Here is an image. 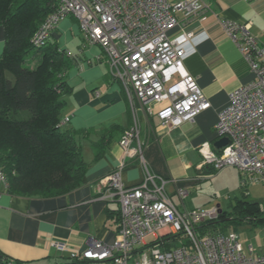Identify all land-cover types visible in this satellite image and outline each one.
<instances>
[{
	"label": "built area",
	"instance_id": "obj_1",
	"mask_svg": "<svg viewBox=\"0 0 264 264\" xmlns=\"http://www.w3.org/2000/svg\"><path fill=\"white\" fill-rule=\"evenodd\" d=\"M32 37L46 44L59 23L74 16L85 39L99 44L111 72L125 86L131 101L139 100L149 114H157L171 129L190 122L211 106L195 76L185 68V59L200 42L199 34L169 31L178 25V12L190 19L206 21L213 9L205 0H58ZM225 34L234 40L249 64L254 78L233 90L229 104L215 125L219 138L229 143L219 151L205 142L199 148L202 165L219 170L237 166L251 179L264 175V46L248 24L220 20ZM154 104L160 105L155 109ZM69 118L63 119L66 124ZM135 116L119 141L123 151L119 166L97 182L99 197L118 204L116 239L106 243L91 239L82 249L65 242L50 244L67 252L68 264H264V254L253 245L245 247L236 230L223 231L210 225L223 221L218 206L180 209L169 197L167 180L153 173L144 156V142ZM131 160L145 167L143 180L125 184L122 170ZM8 185L0 167V189ZM179 196L189 195L179 188ZM155 241L149 242L148 237ZM13 264V258H6Z\"/></svg>",
	"mask_w": 264,
	"mask_h": 264
},
{
	"label": "crops",
	"instance_id": "obj_2",
	"mask_svg": "<svg viewBox=\"0 0 264 264\" xmlns=\"http://www.w3.org/2000/svg\"><path fill=\"white\" fill-rule=\"evenodd\" d=\"M205 1L215 15L210 13L203 22L189 20L183 12H178L179 23L169 35L201 32L200 42L184 64L196 77L211 106L196 114L192 121L173 129L157 114L149 115L139 100L131 101L124 84L113 76L102 47L85 39L74 16L59 23L52 38L75 57L67 74L70 89L63 93L62 119L69 118L65 127L76 132L87 169L80 187L54 197L16 195L9 191L8 185L1 186L0 252L8 258L33 264L55 254L69 257L67 252L52 247L51 240L63 241L71 249H82L91 239L114 242L118 204L99 197L97 182L119 166L123 156L119 141L135 116L144 142L146 164L153 173L167 180L171 200L174 202L173 197H178L180 204L174 203L182 210L204 205L190 207L185 204L193 186L201 185L208 174L218 171L211 165H202L199 148L209 142L219 151L220 148L214 146L220 139L215 129L219 113L229 104V94L254 78L239 46L225 34L220 20L248 24L251 33L264 46V0ZM4 49L5 29L0 24V55ZM154 107L158 109L160 105L154 104ZM121 173L125 184L132 186L143 180L145 167L140 161L131 160ZM248 180L264 181V175H255L253 179L248 175ZM248 180H242V196L235 208L238 211L250 207L246 220L254 223V229H261L260 236L264 240V209L249 203L255 199L248 193ZM179 188H187L189 195L182 199L177 191ZM217 206L225 217L231 216L220 204ZM239 237L243 243L240 234ZM254 248L256 253L264 254Z\"/></svg>",
	"mask_w": 264,
	"mask_h": 264
},
{
	"label": "trees",
	"instance_id": "obj_3",
	"mask_svg": "<svg viewBox=\"0 0 264 264\" xmlns=\"http://www.w3.org/2000/svg\"><path fill=\"white\" fill-rule=\"evenodd\" d=\"M58 3L0 0V24L5 29L0 55V167L9 191L16 195L65 194L83 184L87 169L76 132L62 124L63 93L70 89L67 74L75 57L58 45L53 33L44 45L32 42ZM6 258L0 252V264H8ZM14 260L13 264H25Z\"/></svg>",
	"mask_w": 264,
	"mask_h": 264
},
{
	"label": "rangeland",
	"instance_id": "obj_4",
	"mask_svg": "<svg viewBox=\"0 0 264 264\" xmlns=\"http://www.w3.org/2000/svg\"><path fill=\"white\" fill-rule=\"evenodd\" d=\"M243 179L248 180L246 173L240 171L237 166L227 165L219 169L216 173L208 174L201 185L193 186L194 190L186 198L185 204L190 207L203 204V206L210 207L220 204L224 211L231 213V216H234L236 219L217 222L210 226L213 229H222L223 231L236 230L241 235L245 247L252 244L258 248L259 253H264V240L260 236L261 229L259 227L254 229V223L246 220L250 207H246V209L242 208L241 210L238 209V211L235 208L238 198L242 196L241 186ZM248 182L247 188L250 197L255 199V202L258 201L256 204L257 207L264 209V181L250 182L248 180ZM173 200L177 205L180 204L178 197L174 196ZM148 241H155L154 236L148 237ZM71 260L72 258L67 256L55 254L39 262L34 261L33 264H58L67 263Z\"/></svg>",
	"mask_w": 264,
	"mask_h": 264
},
{
	"label": "water",
	"instance_id": "obj_5",
	"mask_svg": "<svg viewBox=\"0 0 264 264\" xmlns=\"http://www.w3.org/2000/svg\"><path fill=\"white\" fill-rule=\"evenodd\" d=\"M228 143H229L228 137H222L214 144V146H216L217 148H221V147L225 146ZM235 219L236 218L234 216H230V217H225L224 218L225 221H230V220H235Z\"/></svg>",
	"mask_w": 264,
	"mask_h": 264
}]
</instances>
